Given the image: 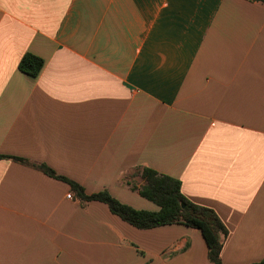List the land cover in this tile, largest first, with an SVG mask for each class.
Wrapping results in <instances>:
<instances>
[{
	"label": "crops",
	"instance_id": "0c3cea01",
	"mask_svg": "<svg viewBox=\"0 0 264 264\" xmlns=\"http://www.w3.org/2000/svg\"><path fill=\"white\" fill-rule=\"evenodd\" d=\"M15 159L157 212L124 182L153 169L221 218L222 264L263 262L264 3L0 0V264H212L200 231L136 229Z\"/></svg>",
	"mask_w": 264,
	"mask_h": 264
},
{
	"label": "trees",
	"instance_id": "16d2710c",
	"mask_svg": "<svg viewBox=\"0 0 264 264\" xmlns=\"http://www.w3.org/2000/svg\"><path fill=\"white\" fill-rule=\"evenodd\" d=\"M252 1L264 3V0ZM44 64L45 62L41 58L26 54L20 61L19 70L31 77H37ZM15 160L24 165L38 168L47 176L67 183L72 188L74 198L83 206L88 202L106 204L112 214L136 229L151 230L181 225L200 231L208 247L210 262L222 264L221 254L229 235L228 228L213 209L189 201L182 193L180 181L142 166L134 168L126 175L125 184L159 208L157 212H150L136 210L122 204L108 191L89 195L79 184L58 175L45 165H37L22 159ZM259 264H264V261Z\"/></svg>",
	"mask_w": 264,
	"mask_h": 264
},
{
	"label": "water",
	"instance_id": "95a60500",
	"mask_svg": "<svg viewBox=\"0 0 264 264\" xmlns=\"http://www.w3.org/2000/svg\"><path fill=\"white\" fill-rule=\"evenodd\" d=\"M184 207V206H183Z\"/></svg>",
	"mask_w": 264,
	"mask_h": 264
}]
</instances>
